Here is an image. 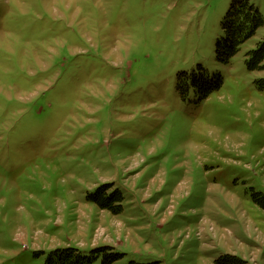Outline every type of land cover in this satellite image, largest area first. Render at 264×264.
Wrapping results in <instances>:
<instances>
[{"label":"rangeland","instance_id":"374dc122","mask_svg":"<svg viewBox=\"0 0 264 264\" xmlns=\"http://www.w3.org/2000/svg\"><path fill=\"white\" fill-rule=\"evenodd\" d=\"M234 1L0 0V264H264V25L221 63ZM201 68L223 84L183 95Z\"/></svg>","mask_w":264,"mask_h":264},{"label":"trees","instance_id":"16d2710c","mask_svg":"<svg viewBox=\"0 0 264 264\" xmlns=\"http://www.w3.org/2000/svg\"><path fill=\"white\" fill-rule=\"evenodd\" d=\"M264 25V19L259 9L250 0H235L223 21L224 35L218 40L217 58L221 63H229L239 52L243 43L253 37L257 30ZM246 64L250 71H264V39L257 47L247 54ZM258 87L264 91V77L258 81ZM223 84L221 75L210 76L205 68L198 72L183 73L178 83V88L183 95L190 88L196 89L201 98H207L214 90L219 89ZM109 186L105 184L98 189L96 195L89 196L103 208L111 210L114 214L123 211L121 203L124 198L117 191L108 194ZM255 202L264 209V193L255 192L253 194ZM104 264H114L123 258V254L117 253L108 247L95 248L90 254H84L79 248L65 247L53 250L46 260V264H94L101 258ZM236 263L240 259L232 257ZM131 264H135L131 262ZM219 264H224L223 260Z\"/></svg>","mask_w":264,"mask_h":264}]
</instances>
